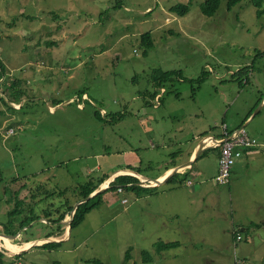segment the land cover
Returning <instances> with one entry per match:
<instances>
[{"label": "rangeland", "instance_id": "rangeland-1", "mask_svg": "<svg viewBox=\"0 0 264 264\" xmlns=\"http://www.w3.org/2000/svg\"><path fill=\"white\" fill-rule=\"evenodd\" d=\"M205 1L0 0V233L13 236L5 240L17 247L12 254L0 240V264H264V240L257 236L233 247L236 231L264 217V209L257 214L252 205L253 198L264 200V181L250 173L232 190L234 175L229 186L218 185L219 149L194 162L192 171L197 165L203 171L191 174L190 186L178 182L185 192L165 198L169 208L178 206L179 216L156 223L145 211V198L169 185L136 197L109 190L115 178L108 177L99 186L108 187L104 202L78 227L69 230L70 214L55 222V210L74 206L82 183L103 176L97 170L88 176V168L98 164L110 176L120 161L118 150L146 144L150 126L138 123V111L165 128L151 143L161 147L151 151L158 163L167 159L163 146L177 147L180 155L217 131L223 119L239 115L242 121L245 112L253 120L244 129L264 150V0L259 7L241 0L230 9L228 0H220L212 16L200 11ZM178 4L188 5L185 15L170 12ZM148 33L153 46L146 50L141 38ZM153 71L181 73L165 85L156 109L144 103ZM199 77L202 82H196ZM190 111L198 114L189 117ZM179 131L181 141L174 138ZM149 170L141 166L143 176ZM16 202L18 214L10 216ZM24 217L30 220L19 230ZM190 228L196 241L189 238ZM154 238L183 246L157 253ZM143 251L151 262H143Z\"/></svg>", "mask_w": 264, "mask_h": 264}, {"label": "crops", "instance_id": "crops-1", "mask_svg": "<svg viewBox=\"0 0 264 264\" xmlns=\"http://www.w3.org/2000/svg\"><path fill=\"white\" fill-rule=\"evenodd\" d=\"M87 98H89V97H87ZM136 98L137 97H135L133 99L135 100ZM68 101H70V100H68ZM260 102H261V105H260L259 109L264 108V94H263V98ZM144 103L146 105L148 102L146 103V101H145ZM149 103H150V100H149ZM161 105H162V98H161V103L159 106H161ZM151 108L156 109L153 107H151ZM187 114L190 117L191 115H197L198 113L190 111V113H187ZM246 114H247V112H245L243 115H241V116H244L243 117L244 119L242 121H240L242 119V117H240L239 115H236V117H230L228 119V122L225 119H223L221 121V123L219 124V126L217 127V131L211 132V134L208 136H212V137L218 139L220 137V126L222 124H226L230 131L237 130L240 128L244 129V126L249 125V123L253 120V117H250V115H249L250 113L248 115H246ZM169 117H170V115H169ZM139 118L141 119L140 122L137 121L139 124L149 122L150 127H148L144 133V136H146V138L144 140L146 142V144L139 141V142H137L139 147H134V145H131L128 150H118V157L120 158V161L118 164H116V167H115L116 170L113 171V173L109 176L108 180L114 179L117 176H131L137 180L136 183L132 184L133 186H139L140 188H147V191H151V192H153V191L156 192L159 189L160 185H169L165 189H162L161 190L162 192H160L154 196H150V197L147 196L145 198V202H146V206H147L145 211L147 213V216L149 217V219L152 222L158 223L159 220L162 221L164 219L179 216V214L177 213L178 206H175L174 208H169L165 202V198L170 197L171 193H173L175 191L185 192L183 189H179L177 187L178 182L181 181V182H184L185 185L190 186L191 185V178H192L191 174L193 173V175H195L200 170L203 171L202 167L198 166V165L192 171L194 162H196V160L202 158V155L208 149H214V150H218V149L212 148V147H207L206 145L208 144V141L210 140V138H207L204 141V138H206L207 136L206 137L203 136L204 138L200 139L199 142L196 141L192 148H189V147L186 148V150L180 155H177V153H178V151L176 149L177 147L170 148L168 146H163L162 148L166 147V149H167V159L162 161L161 163H158L156 161V156L154 154H152L151 151H155L157 149H160L161 147L157 148L156 145H153L151 143H152V140L157 138L156 133H164L165 128L164 127L156 128V126L158 125L157 122L152 124V122L156 121V118L153 117V115L145 113V111H143L141 113H140V111H138V119ZM153 125L155 127H152ZM147 132H149V133H147ZM182 132L183 131H179V133L174 136L175 140H177V141L182 140ZM246 133L248 134L247 131H246ZM198 134L199 133L192 135V138H195L196 136H198ZM148 135H151L152 137L148 136ZM254 135L256 136L257 133H254ZM249 136L256 139V137L251 136V134H249ZM149 141H150V143H149ZM187 142H192V141L190 140ZM163 145H165V144H163ZM258 146L260 147L259 144H258ZM258 146L254 147V148H249V149L235 148V150L233 151L234 165H233L232 170H231V178H230V182L228 184V186H229L231 183L232 177L234 175V182L231 185V190L233 188H235L237 186V184H241V183L245 182L246 178H248L250 173L255 175V180L258 179V181H257L258 183L264 181V150H262V151L259 150ZM197 155H198V157H196ZM180 156H181V158H180ZM95 157H100V155H95ZM103 158L107 159L108 156L104 155ZM218 159H219V150H218V156H217L216 161L214 163L215 177H216L217 172H218ZM175 160H177L179 163H175ZM191 160H193V164L190 167H184V164L187 163L188 161H191ZM142 165H145L146 168L150 169L148 172H152L151 175L143 176L142 171H141V174H137V173L131 172L129 169H127V167L141 168ZM93 167H92L93 169L88 168L89 169L88 176H90L91 173L95 172V170H97L98 172H101V174L103 176H107L106 173L102 172V167L100 165L95 164ZM105 170H108V168H105ZM174 170H177V171H174ZM173 171H174V173H173ZM173 176L175 178L173 179V181H171V178ZM145 179H167V181H165L164 183L159 184V185H156L155 183H150V184H146V185L139 184L140 182H144L143 180H145ZM10 183H11V181H10ZM86 183H89V182L86 181V182L82 183V185L86 184ZM90 183H94V182H90ZM171 183L175 184V185L172 186V185H170ZM11 185H12V187L15 185L14 181H13V184L11 183ZM40 187H41V185H40ZM121 192L123 193L124 191L122 190ZM130 192H133V194L136 195V197H139V195H140L139 191H137V190L130 191ZM151 192H147L146 194L151 193ZM142 196H140V197H142ZM177 196H179V195H177ZM179 197L183 198V196H181V195ZM249 201H250V199H249ZM253 201L254 202L252 203V201H251V203H252L253 207L255 208L256 213L259 214L260 211H262L264 209V200L259 199V198H253ZM185 207H186V205L182 208H185ZM197 207H198V205H197ZM162 226L164 228H170V226L166 223H163ZM260 230L262 231L261 234L258 233V231H260ZM239 231L235 232L236 233L235 237L237 236V234H239L242 237V241L247 240V238L249 236L250 237L257 236L260 241H263L264 240V217L261 219L249 222V229L247 231L244 228H242ZM66 232L68 234V229ZM173 232L180 233L181 230H180V228L174 227ZM67 234H65V237ZM189 238L193 241L197 240L196 239L197 236L195 235L194 231L191 228L189 230ZM204 238H208L207 235H205V236L200 235L198 239H204ZM154 239L156 240V238H154ZM165 241L167 243H178V245L176 247H174V249L183 246V245L181 246L180 242L177 240L172 241L171 239H165ZM156 242H159V241L156 240L155 243ZM161 242H164V241H161ZM235 243H236V238H234V244Z\"/></svg>", "mask_w": 264, "mask_h": 264}, {"label": "trees", "instance_id": "trees-1", "mask_svg": "<svg viewBox=\"0 0 264 264\" xmlns=\"http://www.w3.org/2000/svg\"><path fill=\"white\" fill-rule=\"evenodd\" d=\"M191 1V0H190ZM219 1L220 0H207L205 1L203 4H201L199 6L200 11L203 15L205 16H212L216 13L218 7H219ZM241 0H228L227 2V7L228 9L234 7L237 3H239ZM263 0H252V2L254 3V5L256 7L260 6V3ZM170 12L176 13L179 16H183L188 12V5H183V4H178L175 5L173 7L170 8ZM141 45L146 49H150L152 48L153 44L152 41L150 39V34H144L141 38ZM260 55H264L260 54ZM4 71V66L2 65V63L0 62V79L2 77H4L3 74ZM243 70L241 69L240 71H238V73H243ZM247 72V71H246ZM176 78H181V73L179 71H168V72H158V71H153V73L150 76V81L153 84L152 87V91L145 93V96L148 97V99L150 100V103L148 101V105L152 107V102L153 99L155 97V95L157 94L158 90L161 88H164L165 93H167L166 89H165V85L167 83H170L171 81H173ZM203 79H201V77H199L196 82H202ZM245 82H248V80L246 79ZM200 84V83H199ZM192 91H194V88L192 89ZM83 95L85 93H82ZM264 94V93H263ZM263 94H261L259 101L262 100L263 98ZM16 96V95H14ZM12 104H17L15 102H10ZM86 105H89V103L87 102L86 104L84 103V107ZM0 115H1V110H0ZM251 115V114H249ZM93 117L99 121H102L103 118L101 117L100 113L95 111L93 113ZM106 117V116H104ZM121 116L118 117V119H120ZM209 134H205L203 135L204 137L207 136ZM252 138V137H251ZM254 139V138H253ZM256 140V139H255ZM127 169H129L131 172H135L137 174H141V168H132V167H127ZM109 176H102L97 182L95 183H87L84 184L82 186H79L77 188V190L75 191V196L77 197V201H80L81 199H84L86 197H88L90 194H92L94 191L98 190L99 186L108 178ZM175 177L173 176L171 178V181H173ZM137 180L134 177L131 176H117L114 181L111 183L112 188H110L109 190L112 191H116L118 188H121L123 191H134L137 190L139 191L140 195L144 194L145 192H147V188H140L139 186H133V183H136ZM108 192V190L105 193L102 194H98L94 197H92L91 199H89L87 202L80 204L75 212L74 215L72 217V220L70 222V228L69 230H72L76 227H78L84 220L85 216L90 213L91 211L98 209V207L100 205H102L103 201V197L104 195ZM59 195H62L61 193H58ZM18 202H16V205L14 206L13 211L9 214L10 216L16 215L18 214V211L16 210L18 207ZM65 209L64 211L61 209V207L59 206V208H57L55 211L58 215L56 221H62L64 219V215L66 214H71L72 210H73V205L67 204L65 203ZM30 218L28 217H24L23 221L20 224L19 230H21L23 227H25L27 225V223L29 222ZM52 223V220H51ZM54 223V222H53ZM17 232L15 233H10L15 235ZM50 236H47L46 238H49ZM234 238H236L234 236ZM178 245V243H164V242H157L155 244V250L157 253L161 252V251H166L170 248H174ZM53 244H50L48 247H53ZM129 258V252H126L125 255V260H127ZM141 258L143 260L144 263H149L151 262V257L149 256V254L146 251H143L141 253ZM90 264H103L100 261H89Z\"/></svg>", "mask_w": 264, "mask_h": 264}, {"label": "built area", "instance_id": "built-area-1", "mask_svg": "<svg viewBox=\"0 0 264 264\" xmlns=\"http://www.w3.org/2000/svg\"><path fill=\"white\" fill-rule=\"evenodd\" d=\"M164 88L158 90L155 95L152 107L157 108L161 103V98L164 94ZM13 106V104H11ZM80 103H78V106ZM210 138L208 141L207 147L219 149V159H218V172L215 177V180L218 185L226 186L230 182L231 170L234 165L233 151L235 148L239 149H249L258 146V143L255 139L251 138L243 128L230 131L226 124L220 126V137L218 139L207 136L204 138V141ZM120 192L121 188H118ZM242 240V237L237 234L236 243ZM236 243L234 244V250L236 248Z\"/></svg>", "mask_w": 264, "mask_h": 264}, {"label": "water", "instance_id": "water-1", "mask_svg": "<svg viewBox=\"0 0 264 264\" xmlns=\"http://www.w3.org/2000/svg\"><path fill=\"white\" fill-rule=\"evenodd\" d=\"M256 113H257V112H256ZM196 157H198V155H197ZM192 164H193V160L188 161L187 163L184 164V167H190ZM174 171H177V170H174ZM174 171H173V173H174ZM143 181H144V182H140L139 184H141V185H146V184H150V183H155L156 185H159V184H162V183H164L165 181H167V179H145V180H143ZM107 189H108V187H101V188H99L98 190L94 191L92 194H90L88 197H86V198H84V199H81L80 201L76 202L75 205L73 206V210H72V212H71V214H70V220H69V222H68V224H67V225H68V228H70V227H69V226H70V222H71V220H72V217H73V215H74V212H75L76 208H77L80 204L87 202V201H88L89 199H91L92 197H94V196H96V195H98V194H102V193H104ZM25 227H27V226H25ZM0 236L8 237V238H14V237L11 236V235H6V234H3V233H0Z\"/></svg>", "mask_w": 264, "mask_h": 264}, {"label": "bare ground", "instance_id": "bare-ground-1", "mask_svg": "<svg viewBox=\"0 0 264 264\" xmlns=\"http://www.w3.org/2000/svg\"><path fill=\"white\" fill-rule=\"evenodd\" d=\"M104 186H107V183L104 184ZM5 238H7V237H3V236L0 237V240H1V241L3 240V241H4L3 243H4V244H7V245H5V248H7V250H9L11 253H12V252H13V253H16V248H17V247H15V245H12V244L7 243L6 240H5ZM35 242H36V241H35ZM38 242H39V241H38ZM43 242H45V240H44V241H43V240H40V243H37V242H36V243H37V244H41V243H43ZM31 243H32V245H33L34 242H31ZM29 244H30V243H28V244H24L23 247H22V249H20V252H21L22 250H24V249L27 250V249L30 247V246H28ZM0 245H1V243H0ZM32 245H31V246H32ZM12 246H13V247H12ZM18 250H19V248H18ZM20 252H19V253H20ZM13 253H12V254H13Z\"/></svg>", "mask_w": 264, "mask_h": 264}, {"label": "clouds", "instance_id": "clouds-1", "mask_svg": "<svg viewBox=\"0 0 264 264\" xmlns=\"http://www.w3.org/2000/svg\"><path fill=\"white\" fill-rule=\"evenodd\" d=\"M12 104V103H11Z\"/></svg>", "mask_w": 264, "mask_h": 264}]
</instances>
